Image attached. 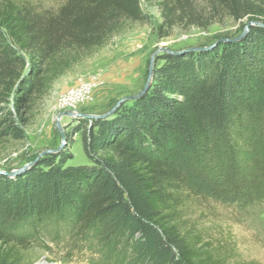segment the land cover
Wrapping results in <instances>:
<instances>
[{
    "label": "trees",
    "instance_id": "16d2710c",
    "mask_svg": "<svg viewBox=\"0 0 264 264\" xmlns=\"http://www.w3.org/2000/svg\"><path fill=\"white\" fill-rule=\"evenodd\" d=\"M152 2L161 38L226 18L262 25L239 40L161 54L145 94L110 117L80 119L88 163L67 164L68 133L24 172H0V264H33L34 234L60 216L91 229L119 264H257L234 263V249L208 237L197 212L210 187L201 168L217 163L220 146L248 153L259 130L264 0H64L57 9L0 0V145L25 139L58 78L113 36L149 24L142 3Z\"/></svg>",
    "mask_w": 264,
    "mask_h": 264
},
{
    "label": "rangeland",
    "instance_id": "374dc122",
    "mask_svg": "<svg viewBox=\"0 0 264 264\" xmlns=\"http://www.w3.org/2000/svg\"><path fill=\"white\" fill-rule=\"evenodd\" d=\"M30 1L51 9H57L64 2ZM142 8L151 18L149 24L136 25L113 36L92 57L55 81L48 95L38 103L34 120L25 127V139L0 145V170H16L42 152L59 148L63 142L59 126L65 143L67 134L72 133L69 142L72 156L67 164L88 163L81 133L76 132L75 127L80 119L91 118L81 115L104 114L121 99L139 94L146 84L150 62L157 49L180 51L207 46L242 31L241 22L226 18L223 23H214L207 29H175L170 36L161 38L157 34L161 22L157 3H142ZM242 21L249 22L245 18ZM163 53L157 54L155 65L161 62L158 57ZM81 87H85L84 93L77 99L74 97L67 104L63 101V96ZM259 115V130L250 138L252 148L248 153L220 146L222 153L217 163L201 168L202 173L210 177L207 183L210 187L199 193V223L213 241L230 244L236 255L234 263L264 264V108ZM195 183L200 189L201 180ZM32 247L33 264H119L114 260L116 254L109 247L99 245L91 229L73 225L68 216L53 217L44 227H39L32 238Z\"/></svg>",
    "mask_w": 264,
    "mask_h": 264
},
{
    "label": "water",
    "instance_id": "95a60500",
    "mask_svg": "<svg viewBox=\"0 0 264 264\" xmlns=\"http://www.w3.org/2000/svg\"><path fill=\"white\" fill-rule=\"evenodd\" d=\"M253 25H262V23L260 22H257V21H250L248 22L244 28L242 29L241 33L235 37H232V38H229V39H225V40H230V41H235V40H239V39H242L246 34L247 32L249 31L250 27L253 26ZM219 42V41H217ZM197 47H193V48H188L190 50L192 49H196ZM160 52H165V53H175V52H179V51H172V50H169L167 48H159L157 49V51L153 54V57L151 59V62H150V67H149V73H148V78H147V81H146V84L144 86V88L141 90V92L137 95H134V96H128V97H125L123 99H121L115 106H113L109 111H107L106 113L104 114H100V115H91V116H86V115H81L83 117H89L91 119H95V118H106V117H110L111 115H113L118 109L119 107L121 106V104H123L126 100H134L136 98H139L140 96H142L143 94H145L147 92V90L149 89L152 81H153V74H154V70H155V60H156V56L157 54H159ZM68 115H71V112H68L67 113ZM58 121V125H59V119H57ZM59 129H60V132L62 133V138H63V142H62V145L57 148V149H53V150H46L44 152H42L35 160H33L32 162L30 163H27L25 164L24 166L16 169V170H13V171H10L9 173L10 174H18V173H21V172H24L26 169H28L29 167H31L33 164H35V162L44 154L46 153H51V152H57L58 150H60L63 145L65 144V135L63 134V130L62 128L59 126ZM0 172H4L3 170H0Z\"/></svg>",
    "mask_w": 264,
    "mask_h": 264
},
{
    "label": "bare ground",
    "instance_id": "6f19581e",
    "mask_svg": "<svg viewBox=\"0 0 264 264\" xmlns=\"http://www.w3.org/2000/svg\"><path fill=\"white\" fill-rule=\"evenodd\" d=\"M126 64V63H125ZM129 68V67H128ZM81 89H76L74 88L73 90H71L69 93H71V99L70 100H74V97H78L79 95H82L84 92L80 91ZM81 92V93H80ZM72 116H75V113H72Z\"/></svg>",
    "mask_w": 264,
    "mask_h": 264
},
{
    "label": "built area",
    "instance_id": "2783aa9c",
    "mask_svg": "<svg viewBox=\"0 0 264 264\" xmlns=\"http://www.w3.org/2000/svg\"><path fill=\"white\" fill-rule=\"evenodd\" d=\"M78 89H81L80 91L83 92V90L85 89V87H81V88H78ZM70 95H71V93H68V94L65 95L66 97L65 96L62 97L63 101L66 102V104L69 103L70 101H72V100H70L72 95L71 96Z\"/></svg>",
    "mask_w": 264,
    "mask_h": 264
}]
</instances>
